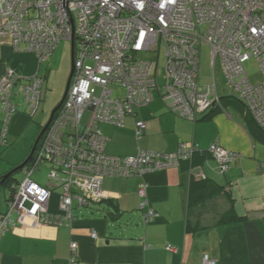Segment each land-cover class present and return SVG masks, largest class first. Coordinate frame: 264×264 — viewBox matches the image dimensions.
Returning a JSON list of instances; mask_svg holds the SVG:
<instances>
[{"label": "built area", "instance_id": "2783aa9c", "mask_svg": "<svg viewBox=\"0 0 264 264\" xmlns=\"http://www.w3.org/2000/svg\"><path fill=\"white\" fill-rule=\"evenodd\" d=\"M0 35H9L16 46L25 42L39 62L48 60L62 40L74 43L66 98L26 165V178L13 188L8 209L0 217V240L22 218H31L36 225L72 227L76 207L107 198L106 177H144L192 161L200 148L187 143L174 152L139 149L129 156L108 154V138L99 123L123 126L127 116L148 106L156 94L172 112L192 120L222 107L215 76L212 83L200 81L204 44L211 47L213 72L220 68L234 96L264 128V0H0ZM146 54L152 57L142 58ZM251 59L262 71L258 84L245 69ZM19 83L32 112L42 101L40 73L25 76L12 65L0 75L3 143L17 112L14 90ZM87 112L91 118L85 123ZM146 131V121L137 119V139ZM209 151L223 172L237 155L218 142ZM44 163L51 167L48 183L42 185L32 174ZM148 187L145 180L138 184L143 207ZM155 216L154 209H148L145 222ZM68 264H79L75 247ZM203 264L217 261L205 254Z\"/></svg>", "mask_w": 264, "mask_h": 264}, {"label": "crops", "instance_id": "0c3cea01", "mask_svg": "<svg viewBox=\"0 0 264 264\" xmlns=\"http://www.w3.org/2000/svg\"><path fill=\"white\" fill-rule=\"evenodd\" d=\"M42 63L25 42L16 46L9 35H0V75L12 65L25 76L41 74ZM16 88L22 94L20 83ZM18 101L15 97L10 141L33 128L41 107L32 112L25 101ZM4 117L0 104V145ZM137 119L147 123L140 139L135 134ZM252 127L246 111L233 105L192 120L172 112L157 94L148 106L127 116L123 126L99 123L111 155H135L139 149L174 152L181 143L196 144L200 150L190 162L144 177L104 178L107 198L76 207L72 227L36 225L31 218L16 221L0 240V264H68L73 247L79 264H203L205 254L217 264H264V141ZM216 142L237 154L226 172L209 151ZM142 180L149 186L144 207L137 193ZM204 180L223 188L206 189L200 186ZM150 208L157 216L146 223L144 213ZM6 211L1 208L0 217ZM229 214L237 218L221 223Z\"/></svg>", "mask_w": 264, "mask_h": 264}, {"label": "rangeland", "instance_id": "374dc122", "mask_svg": "<svg viewBox=\"0 0 264 264\" xmlns=\"http://www.w3.org/2000/svg\"><path fill=\"white\" fill-rule=\"evenodd\" d=\"M151 54L142 55V58H151ZM72 69V42L70 40H62L52 56L42 63L41 74H46L44 84L42 86V101L38 113L33 117L32 126L20 133L19 140H8L6 145H0V174L11 170L21 164L30 153V150L37 138L41 127L50 119L53 109L60 103L66 90L68 78ZM245 69L250 74L253 84H258L262 80V71L254 59L245 63ZM216 78L217 88L220 94L235 95L234 88L226 83L219 67L213 72L211 64V47L208 44L201 46L200 56V81L203 84L212 83ZM15 95L19 104L25 101L24 96L18 92L16 88ZM5 115V114H4ZM91 118L90 112L84 116V122L88 123ZM10 139V138H9ZM26 151V152H25ZM25 152L24 158L18 160L22 153ZM35 156V153L33 157ZM32 157V158H33ZM49 164H42L40 169L32 174V179L38 183L45 185L48 183V173L50 171ZM26 178L25 168L17 171L8 184L0 187V209L7 208V200L9 199L14 186L21 183ZM10 179V178H9ZM52 208H56L57 198L54 196L52 200Z\"/></svg>", "mask_w": 264, "mask_h": 264}, {"label": "trees", "instance_id": "16d2710c", "mask_svg": "<svg viewBox=\"0 0 264 264\" xmlns=\"http://www.w3.org/2000/svg\"><path fill=\"white\" fill-rule=\"evenodd\" d=\"M42 75V74H41ZM43 76V78H44V80H45V78H46V76L45 75H42ZM44 84V83H43ZM221 103H222V107L224 108V105L225 106H228L229 104L230 105H233V106H235V107H238L239 109H241V110H245L246 111V113H247V117L248 118H250V122H252L253 123V127H252V130H253V133L258 137V138H260V139H262L263 141H264V128H262L261 126H259L257 123H256V121L252 118V116H251V114H250V112L247 110V107L245 106V104L242 102V101H240L239 99H237L235 96H231V95H228V96H225V97H222V99H221ZM5 116V115H4ZM7 142H8V140H7ZM7 142L6 143H3L2 142V139H1V146H3V145H6L7 144ZM27 158V157H26ZM25 158V159H26ZM29 164V163H28ZM27 164V165H28ZM26 167V166H25ZM24 167V168H25ZM23 168V169H24ZM8 171H6L4 174H6ZM4 174H0V182H1V179H2V177H3V175ZM13 176V175H12ZM12 176L10 177V179H8V180H6L2 185H5V184H8L9 182H10V180H11V178H12ZM200 186H205L206 187V189H209V187H211V191L213 190V191H215V192H218L219 190H221L223 187L222 186H220V185H218L217 183H212V182H208V180H204V182H202V184H200ZM138 190V189H137ZM13 191V190H12ZM11 195H12V193H11ZM11 195H10V197H11ZM10 197H9V199H10ZM9 199L7 200V209H8V201H9ZM237 218V216L236 215H224L223 217H222V219H221V223H224V222H226V221H233V220H235Z\"/></svg>", "mask_w": 264, "mask_h": 264}, {"label": "water", "instance_id": "95a60500", "mask_svg": "<svg viewBox=\"0 0 264 264\" xmlns=\"http://www.w3.org/2000/svg\"><path fill=\"white\" fill-rule=\"evenodd\" d=\"M73 70H74V43H72V69H71V73H70V76L68 78V82H67V85H66V90H65V93L63 95V98L62 100L60 101V103L54 108V110L52 111V114H51V117L50 119L48 120V122L42 127V129L40 130L37 138L35 139V142L30 150V153L28 154L27 158L19 165H17L16 167L12 168L11 170H9L6 174L3 175L2 179H1V182H0V187L2 186V184L8 180L12 175H14L17 171L19 170H22L32 159L35 151H36V148H37V145H38V142L39 140L41 139V137L43 136L44 132L46 131V129L48 128L50 122L52 121V118H53V115L54 113L56 112V110L62 105V103L64 102L65 98H66V95H67V92H68V89H69V86H70V82H71V78H72V74H73Z\"/></svg>", "mask_w": 264, "mask_h": 264}, {"label": "bare ground", "instance_id": "6f19581e", "mask_svg": "<svg viewBox=\"0 0 264 264\" xmlns=\"http://www.w3.org/2000/svg\"><path fill=\"white\" fill-rule=\"evenodd\" d=\"M59 108H60V107H59ZM59 108H58V109H59ZM58 109H57V110H58ZM53 110H54V109H53ZM57 110H56V112H57ZM56 112H55V113H56ZM55 113H54V114H55Z\"/></svg>", "mask_w": 264, "mask_h": 264}, {"label": "flooded vegetation", "instance_id": "af4514ba", "mask_svg": "<svg viewBox=\"0 0 264 264\" xmlns=\"http://www.w3.org/2000/svg\"><path fill=\"white\" fill-rule=\"evenodd\" d=\"M42 129V128H41Z\"/></svg>", "mask_w": 264, "mask_h": 264}]
</instances>
